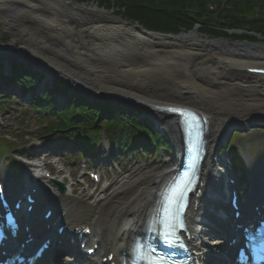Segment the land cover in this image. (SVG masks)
<instances>
[{
	"label": "bare ground",
	"instance_id": "6f19581e",
	"mask_svg": "<svg viewBox=\"0 0 264 264\" xmlns=\"http://www.w3.org/2000/svg\"><path fill=\"white\" fill-rule=\"evenodd\" d=\"M25 1L27 3L30 2L31 5L35 4L34 0H0V7L17 8L18 5L25 4ZM47 1L52 4H61L62 7L65 6L63 5V0ZM36 5L40 6V4H35L34 8H37ZM73 11H71L73 16L79 14L80 20L69 18V22L75 21L78 24L90 25V21H85L92 20L89 19L88 14L93 15V19L98 18L99 20L97 23L94 21L93 23L101 26L96 29L98 34L106 32L109 29L108 25H111L113 27L111 29H116L122 35L129 36L138 47L167 49L169 50L167 53L171 54V57L173 55L181 56L177 61V65L182 60L186 62H184L186 66L191 65L188 68V74H182L175 67L170 68L168 65H156L154 68L149 66L150 72L131 71V74L136 75L131 76L127 73L126 68H121V71L108 75L109 70L103 68L107 66L100 63L103 67L96 66L101 69V73L96 76L111 79L112 89L109 91L97 87L95 85L96 82L94 84L91 83L90 77L96 76L91 75L89 71L82 73H86L90 80L85 78L83 74L71 70L70 68L73 67L81 70L83 66L73 61H70L68 65L70 72L68 71L65 74L69 73L72 75L78 86L89 87L101 94H120L136 100L141 105L172 103L186 105L203 112L211 120L212 132L209 136V155L206 163V176L209 179V184L207 188L203 189L206 197L203 198L198 207L191 210L190 221L197 226L196 235L198 240L196 242L200 250H204L205 254L213 250L217 251L216 248H212L207 242L205 243V240H211V244H214L212 240H218L219 237L212 238V236L216 234L224 236L225 231L228 230L224 228L228 226L226 222L221 221L222 213L225 211L229 216V211L231 210L227 205L226 195L220 191L222 180L227 174L226 167L228 166L225 163L222 169L218 168L216 150L226 133L235 126L241 125L243 122L244 126H247L246 123L264 120V78L253 75L248 71L250 68L264 66V44L257 46L248 44L229 46L223 43L204 41L196 32L180 38L168 39L169 41H167L166 38L151 37L138 29L129 28L127 24H123L116 19H113L114 22L111 23L109 19L112 18L98 14L100 12ZM34 16L35 18L40 17L38 13L33 12L29 7L24 14L19 11L16 16L11 17L8 23L13 27L12 25L20 20L22 23L28 22L29 26L34 28H40L37 23L33 22ZM122 28H125V30ZM133 33L135 35H132ZM6 48L13 50L15 47L7 46ZM7 51L9 54L12 52ZM18 53L19 51L16 54ZM189 58H192L195 62L192 63ZM57 65L59 64L54 63V66ZM178 66L183 67L181 63ZM193 67H204V69H198L197 72L193 73L190 70ZM205 69H208L207 74L209 76L207 81L202 83L198 77L203 78L205 76ZM130 70L133 69L128 68V71ZM188 70L187 68L184 69V71ZM141 105H139V108L144 110L146 115L153 116L156 122L163 126L165 130L168 131L170 125L179 129L172 117L154 111L151 112L148 107ZM177 135L179 138L178 143L183 145L181 131H177ZM176 148L172 146V151L178 152L179 149L177 146ZM105 153L104 164L108 165L113 161L114 156L108 150H105ZM30 157H32V153H30ZM165 163L167 165L163 169L162 167L161 169L145 168L138 174L128 178L117 177L116 186L112 191L99 192L97 190L92 193L88 190H78V187L74 189L73 186L71 187L72 194L59 195L51 193L49 187L36 185L41 191L40 194L47 193L48 196H51L55 207L63 208L60 211L58 210L57 214L58 217H61V220L54 218L52 222L64 225L66 230L60 234L59 231H53L48 227L46 228L47 235L60 246L61 240L73 237L74 229L89 227L92 235L85 236L84 239L89 240L91 243L100 244L98 245L100 252L115 253L116 259L111 262H117L119 256L131 246L135 234L145 225L148 209L154 199L161 177L165 173L163 171L170 167L168 161ZM14 174L15 172H13ZM250 174L253 197L260 195L259 193H264V160L260 162L259 167L250 166ZM5 178L6 190L8 192L16 191L14 189L19 187L20 183L10 179L9 170L5 173ZM222 204H226L225 210L221 209ZM246 208L248 209L249 207L247 206ZM229 222H231V219L228 220ZM54 250L49 253L47 259L55 258L54 261L58 260V252ZM81 257L82 254L80 255ZM229 257L230 253H227L224 260ZM96 261L97 259L94 262Z\"/></svg>",
	"mask_w": 264,
	"mask_h": 264
},
{
	"label": "rangeland",
	"instance_id": "374dc122",
	"mask_svg": "<svg viewBox=\"0 0 264 264\" xmlns=\"http://www.w3.org/2000/svg\"><path fill=\"white\" fill-rule=\"evenodd\" d=\"M45 5L49 9H51V7L53 8L57 7L55 4H52L50 1H48ZM46 6H42V9L47 10ZM1 8L2 7H0V9ZM24 13L25 12H23V14ZM87 16L89 17V19H92L85 21V22L90 21L91 22L90 25L78 24L75 21L68 22L69 18L80 20L79 15H76L74 17L61 16L60 17L61 21L59 24L61 25V23H64L66 24V26L62 24L61 25L62 27H60L59 25L56 27L58 29L57 30L58 32L49 31L48 33H46L47 31H45V26L42 25V23L37 19H34V21L32 19V21L37 23L40 28H34L32 26H29L30 24L28 22L22 23V21L15 22V25L11 27L8 23L9 21L7 19L8 17H5L4 14L0 11V47L1 44L2 46H7L15 41L18 47L27 44L33 47L38 53L42 54L43 56L49 59L51 58L56 59L57 63L66 67L67 70H69L68 65L70 61L83 65L81 67V70H77L74 67L70 69L78 72L79 74L80 73L83 74L85 78H87L88 80L91 79L90 80L91 83L94 84V82H96V85L98 87H101L102 89H107L108 91L112 89L111 88L112 85L110 83L111 79L108 78L106 79L102 76H96L97 74L101 73V69L96 67V66H102L100 65V63L107 66V67H103V66L102 67L109 70L108 75H112L115 72L121 71V68H126L127 73L129 75L136 76L131 74V71L150 72L149 70L151 69L149 68V66H152L154 68L156 65L159 66L168 65L170 66V68L175 67V69L182 74L189 73L188 68L191 65L186 66L185 65L186 62L184 60L179 61L178 63V65L181 63L184 68L177 65V61L180 59L181 56L173 55V57H171L170 56L171 54L167 53L169 52V50L167 49L160 50L159 48H153L148 50L143 47L141 48L136 47V45L130 42V40L129 42H127V39L124 38L120 32H117L115 35H105L103 33L98 34L96 29L101 27L95 24L98 22V19L95 18L93 19L92 15H87ZM93 21L95 23H93ZM196 32H198L199 37L207 40L209 39L202 36L199 33V30H196ZM186 34L188 35L190 33H186ZM132 35H135V33H133ZM127 37L130 38L129 36ZM233 40L234 39H230V38L227 39V41H233ZM218 41L221 42L222 39ZM236 43H238V45H241L243 43L246 44L245 41H241V42L238 41ZM257 43L263 45L264 39L263 38L259 39ZM189 60L192 63L195 62L192 58H189ZM128 68H132L133 70L128 71ZM185 68H187L188 71H184ZM198 69L203 70L204 67H199V68L193 67V69L190 68V70L193 71V73L197 72ZM6 70L7 69H5L4 71L6 72ZM85 71H89L91 75H94L96 77H92V78L90 77L89 79L86 73H82ZM207 72L208 69H205V76L203 78L198 77L200 82L205 83L207 81V78L209 76ZM11 86L13 85H8L7 87H11ZM107 86H110V89L106 88ZM13 87L20 90V87L18 86H13ZM34 94H37V89H35L34 91H32V93H30V95H34ZM30 95L26 97L27 98L26 101L28 100L27 102H24L22 100L23 104L27 105L28 102L30 103L29 100ZM8 96H15V95L13 93H9ZM88 97L91 96L88 95ZM55 99L57 103L59 102L58 106L60 108H63L67 103L64 97L62 96L57 95ZM20 108H21V103L17 102L13 104L10 109L6 108L7 112H1L3 119L1 118L0 120V138L5 134H10L11 137L14 138V141L18 142V144L25 146V148H27L28 150L33 149L35 152H38L37 149L45 148L46 146L45 144L47 143V140L41 137V133L44 131L43 124L41 123V121L36 120L38 119L36 115L34 116L32 114L33 115L32 116L28 114L25 116L21 114ZM39 118L44 119L43 117H39ZM263 124H264L263 120H257L251 123H246L247 126H244V122H243L241 123V125H237L232 130H229L224 136L219 146L226 145L227 140L231 135V132L235 131L238 132L237 141L240 147L243 148V146H245L244 144H248L251 147L253 145H256L258 149H261L263 152L264 127L260 126ZM252 125H254V127H252ZM256 126H260V127L257 128ZM159 128L166 133V136L170 138L169 141L171 142L173 147L175 148L176 146L179 147L176 128H173L171 125L169 126L168 131L165 130L163 126H160ZM99 139H100V147L94 153L92 152V155L95 156L94 159L95 164H92V166H90V169L100 171L101 173L109 176V178L110 177L116 178L119 176L116 171L117 167H119L121 169L122 174L125 175L138 174L139 171L143 167H145L146 157L144 155H142L143 157L140 158L138 153L133 155L132 151L124 152V155L122 153L120 155L117 154L118 153L117 149H115L114 152L113 165L105 166L104 165V156L106 154L105 150L111 149L109 147V142H108L109 138L106 133L102 132L100 134ZM57 144H59V142L57 141L52 142L51 148H55V147L57 148L58 147ZM72 145H73L72 142H70L69 144L65 143L62 147H58V148H63L65 149V152H67V149H71ZM164 151H162L161 157L158 158L157 160L147 161L149 162L147 166L150 167L157 165V167H159L163 165L166 161H169L170 156H168V153ZM245 153L247 154L248 152ZM175 155L177 154L174 153V156ZM58 156L63 163L66 162L65 165L67 167L66 168L67 171L68 172L72 171V177H74L72 179L69 173L68 174L65 173L63 176H60L58 178L59 180L64 181L66 184L69 185L70 188L76 183H80L82 190L85 189L91 190L93 188L92 185L88 187L89 184H92L88 176H84L82 173H80V170L83 167V162L77 161V159L72 161V159H75L76 156L68 157L67 154L63 153V151H60V154H58ZM136 159L139 162H136ZM40 160L42 161V159ZM227 160L228 159L225 158L223 155H219L218 162L220 164L224 163L225 161L227 162ZM258 162H256L257 167L260 166ZM96 163L97 164L100 163L101 165L99 166ZM108 167L110 168L108 169ZM222 167L223 164L220 166V169ZM103 187H105V185H103ZM94 191L95 190H92V192Z\"/></svg>",
	"mask_w": 264,
	"mask_h": 264
},
{
	"label": "trees",
	"instance_id": "16d2710c",
	"mask_svg": "<svg viewBox=\"0 0 264 264\" xmlns=\"http://www.w3.org/2000/svg\"><path fill=\"white\" fill-rule=\"evenodd\" d=\"M81 2L95 1L100 6L107 8H118L119 13L132 21H139L149 30L165 33H180L189 31L200 24L202 31L213 37H224L228 35V29L243 28L244 24L258 25L256 28H264V20L257 22L249 19L253 15L252 0H232L221 13H211L207 8L209 0H79ZM230 7V8H229ZM241 12L244 16H241ZM218 15V16H217ZM223 16V18H222ZM253 17V16H252ZM248 20H247V19ZM224 22L221 23V20ZM259 31V29H257ZM15 75L10 76L15 81L22 80L23 85L34 88L33 79L41 77L30 74V70L23 64H13ZM29 73L30 76H26ZM60 93L68 99L67 107L59 109L53 101V93ZM10 102V100L4 103ZM29 111L33 109L36 115L50 119L52 123L57 122L58 128L50 127L49 132H65L77 141L78 146L89 147L93 141L87 136H96L98 130L107 127L113 139H119L123 148H128L131 142L141 133L151 136V141L156 140L161 144L163 136L156 132L148 122L140 123L134 114L117 106L114 103L90 102L74 93L65 83L54 80L45 94L35 97L31 101ZM154 135V137H153ZM151 146V141L145 137ZM235 141V139H234ZM228 149L232 154L235 142ZM163 145V143L161 144ZM152 147V146H151ZM233 163L243 167L238 153L234 154Z\"/></svg>",
	"mask_w": 264,
	"mask_h": 264
},
{
	"label": "water",
	"instance_id": "95a60500",
	"mask_svg": "<svg viewBox=\"0 0 264 264\" xmlns=\"http://www.w3.org/2000/svg\"><path fill=\"white\" fill-rule=\"evenodd\" d=\"M35 4H40V6H37V8H34L35 4L31 5L30 2H24L25 4L22 5H18L17 8H9L7 7H2L0 9V11L4 14V16L6 17H13L16 16L17 13H19V11L21 13H23L24 11H27V9L30 7V10L32 9L33 12L38 13L39 15H41L43 18L40 19V22L45 26V28H47L48 31H52L54 30V22L55 21H59L61 16L64 17H68V16H73L72 12H74L73 10H79L82 12H91V11H96V12H100L98 11L96 8H91V7H86L83 5H79L71 0H63L65 6H61V4H55L57 7L53 8L51 7V9H49L45 4L48 2L47 0H34ZM42 6H46L47 10H43ZM73 9V10H72ZM72 12H71V11ZM98 14H104L103 16L107 15L106 12L101 11ZM98 19V18H95ZM99 21V20H98ZM109 21H114L113 19H109ZM118 21L127 24L129 26H132L131 23L122 20L121 18H118ZM64 26H66V24L63 23ZM86 25V24H85ZM135 28H137L139 31H141L144 34L150 35V36H163L164 38H176L174 36H169V35H161V34H154V33H149L147 32L145 29H143L142 27L138 26V25H134ZM118 31L115 29H107L106 32H100L103 33L105 35H115ZM124 38L127 39V42H132V40L130 38H127L123 35ZM135 38V37H134ZM133 43V42H132ZM134 44V43H133ZM136 45V44H135ZM137 46V45H136ZM3 49H0V54H5V52ZM19 51L18 54H16ZM18 51L14 52V53H10L6 52L5 55H3V57L6 58V60L2 61L3 64H8L10 62V60H21L24 62H28V63H33L36 69H45L46 67H49L51 70L53 69L51 66L54 65V62L50 61V62H46L42 57L37 56L35 53L31 52L29 49H19ZM4 58V59H5ZM47 64H49V66H47ZM51 65V66H50ZM48 69V70H50ZM57 70V69H56ZM48 74V73H47ZM50 76V75H48ZM56 77L60 80H64L70 84H75L73 82H75V80L73 78H71L69 75L65 74L64 72H62L60 69L57 70V74ZM76 90H79L80 92L82 91L81 88H76ZM119 97V96H118ZM118 97L114 98V101H117L118 103H121L125 106H128L127 104H125L124 102L117 100ZM113 99V98H112Z\"/></svg>",
	"mask_w": 264,
	"mask_h": 264
},
{
	"label": "snow or ice",
	"instance_id": "6c2138e0",
	"mask_svg": "<svg viewBox=\"0 0 264 264\" xmlns=\"http://www.w3.org/2000/svg\"><path fill=\"white\" fill-rule=\"evenodd\" d=\"M190 182V173L185 172L179 176L167 189L168 195L159 209V222L163 226L164 233L166 234V242L169 244L172 243L171 237L175 232V226H179L180 228L184 227L178 215L179 209L176 205L183 206L185 190ZM245 259L246 257L241 254V261ZM151 264H167V261L164 257H157L151 261Z\"/></svg>",
	"mask_w": 264,
	"mask_h": 264
}]
</instances>
